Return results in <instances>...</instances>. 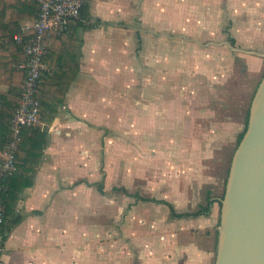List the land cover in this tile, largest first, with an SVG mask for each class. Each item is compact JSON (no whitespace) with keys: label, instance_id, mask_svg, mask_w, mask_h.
<instances>
[{"label":"crops","instance_id":"crops-1","mask_svg":"<svg viewBox=\"0 0 264 264\" xmlns=\"http://www.w3.org/2000/svg\"><path fill=\"white\" fill-rule=\"evenodd\" d=\"M87 1L53 42L50 62L75 76L42 118L40 162L12 181L0 264H215L218 196L191 214L214 180L204 143L230 125L210 101L236 59L264 71V0ZM134 143L165 154L135 156Z\"/></svg>","mask_w":264,"mask_h":264},{"label":"trees","instance_id":"trees-1","mask_svg":"<svg viewBox=\"0 0 264 264\" xmlns=\"http://www.w3.org/2000/svg\"><path fill=\"white\" fill-rule=\"evenodd\" d=\"M88 6V1L84 0L80 17L72 19L70 24L73 20H84V18L88 16ZM37 13L38 3L35 1L0 0V50H6L11 55L9 60H0V84L8 85L6 91L0 90V152L4 150L10 141L11 121L20 103L22 85L27 74L26 68L20 67L19 64L26 60L24 52L25 39L29 37L31 31L24 30L21 22L26 17L36 18ZM16 35L21 36L23 41H18ZM63 37L64 34L53 31L51 37L46 40V62L55 67H51L44 73L37 93V97L40 101L42 118L48 116L47 118L50 119L55 116L57 112L55 102L60 103L64 100L68 85L75 76V71L69 75L70 69L62 58H60V62L57 63L58 65L50 62V58H52V56L54 57V52L56 53L55 46H53L55 45L53 43L54 40L57 39L58 42H63L68 39V37H65V39H63ZM57 41L56 43H58ZM249 114L250 107L245 119V128L238 134L236 147L243 138L247 128ZM45 143H47V131L43 130L41 125L23 127L18 141L16 161L18 169L12 175H8L4 179V182L8 185V189L0 194L1 201L5 206V218L0 230L5 231L6 228L9 230L11 226L6 219L18 191L17 186L13 187L12 181L15 178H25L24 172H30L35 169V166L42 158ZM99 187L103 190V181L99 183ZM115 189L126 191L124 187H115ZM224 194L225 188L222 195L218 197L220 205ZM215 200L212 192L209 191L205 202L200 205L196 212L191 214H209ZM167 203L171 207L173 215H181L175 213L173 206L169 202ZM16 221L19 220L16 219ZM2 233L4 237L5 233Z\"/></svg>","mask_w":264,"mask_h":264},{"label":"water","instance_id":"water-1","mask_svg":"<svg viewBox=\"0 0 264 264\" xmlns=\"http://www.w3.org/2000/svg\"><path fill=\"white\" fill-rule=\"evenodd\" d=\"M215 264H264V74L220 205Z\"/></svg>","mask_w":264,"mask_h":264},{"label":"built area","instance_id":"built-area-1","mask_svg":"<svg viewBox=\"0 0 264 264\" xmlns=\"http://www.w3.org/2000/svg\"><path fill=\"white\" fill-rule=\"evenodd\" d=\"M38 3L37 17L31 24L23 26L31 33L25 39L24 52L26 60L19 64L26 68L27 74L22 85V97L11 121L10 141L0 153V194L8 189L4 179L17 169V150L20 134L25 126L41 124L42 114L40 101L37 97L39 86L44 73L48 70L46 62L48 40L53 31L66 34L70 21L80 17L84 0H30ZM18 41L23 38L16 35ZM5 218V206L0 198V227ZM4 251L0 238V256Z\"/></svg>","mask_w":264,"mask_h":264},{"label":"rangeland","instance_id":"rangeland-1","mask_svg":"<svg viewBox=\"0 0 264 264\" xmlns=\"http://www.w3.org/2000/svg\"><path fill=\"white\" fill-rule=\"evenodd\" d=\"M229 71L230 78L224 84L215 85L214 98L210 104L217 108V118L230 121V125L227 131L221 132L220 129L219 132L214 133L211 141L204 143L207 157L206 174L214 177L212 182H207L205 188L212 187V195L218 197L222 195L226 185L225 181L236 148L237 137L243 130V120L246 119L251 100L264 74V71L261 74L253 73L242 58L236 59ZM142 144L146 145L142 146ZM161 144L134 143V155L155 157L163 155L166 149ZM122 145L123 147L119 148L117 153L119 156L125 153V144ZM202 148L203 145L200 143L199 150L201 151ZM107 155L109 157V153H105L104 157ZM218 205L220 206V203ZM213 230L218 235V227L215 226Z\"/></svg>","mask_w":264,"mask_h":264}]
</instances>
